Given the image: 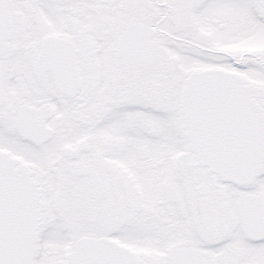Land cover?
I'll use <instances>...</instances> for the list:
<instances>
[{"label":"snow or ice","instance_id":"snow-or-ice-1","mask_svg":"<svg viewBox=\"0 0 264 264\" xmlns=\"http://www.w3.org/2000/svg\"><path fill=\"white\" fill-rule=\"evenodd\" d=\"M0 264H264V0H0Z\"/></svg>","mask_w":264,"mask_h":264}]
</instances>
